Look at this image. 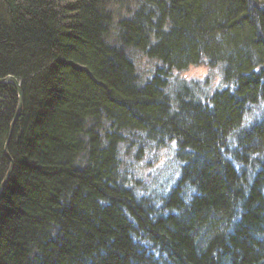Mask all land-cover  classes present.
I'll return each mask as SVG.
<instances>
[{
    "label": "trees",
    "instance_id": "trees-1",
    "mask_svg": "<svg viewBox=\"0 0 264 264\" xmlns=\"http://www.w3.org/2000/svg\"><path fill=\"white\" fill-rule=\"evenodd\" d=\"M10 76L0 264H264V0H0ZM171 143L159 195L126 164Z\"/></svg>",
    "mask_w": 264,
    "mask_h": 264
},
{
    "label": "rangeland",
    "instance_id": "rangeland-1",
    "mask_svg": "<svg viewBox=\"0 0 264 264\" xmlns=\"http://www.w3.org/2000/svg\"><path fill=\"white\" fill-rule=\"evenodd\" d=\"M135 62L142 77L145 80L150 78L148 75L153 73V67L156 63L141 56L137 58L135 56ZM175 75L188 82L208 79L212 90L223 87L222 75L218 68L194 67L184 72H175ZM146 150L145 155L140 160L134 158L135 151L134 153L131 152L133 153L132 159L128 160L126 164L129 169L128 172L133 178L141 181V186L155 192L158 191L159 195H164L176 184L180 176V166L176 158V144L171 143L160 150H156V148Z\"/></svg>",
    "mask_w": 264,
    "mask_h": 264
},
{
    "label": "water",
    "instance_id": "water-1",
    "mask_svg": "<svg viewBox=\"0 0 264 264\" xmlns=\"http://www.w3.org/2000/svg\"><path fill=\"white\" fill-rule=\"evenodd\" d=\"M0 85H12L17 91V94H18V108H17V113L15 115V119L13 121V123H14L15 120L20 116V113H21V111L23 109V105H24L21 82L17 78L10 76V77H6L4 79H0ZM11 130H12V127H11ZM9 141H10V137H9L7 143L5 144L4 152H5V155L8 157V159L11 161V166H10L5 178L3 179V181H2V183L0 185V197H1L2 193H3V191L6 189L8 183L10 181V178L12 176L13 170H14L13 160L10 158V156L8 155V151H7L8 150ZM0 148H1V144H0Z\"/></svg>",
    "mask_w": 264,
    "mask_h": 264
}]
</instances>
